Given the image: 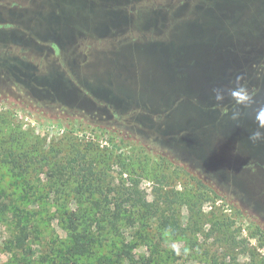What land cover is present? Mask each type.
<instances>
[{"label":"rangeland","instance_id":"rangeland-1","mask_svg":"<svg viewBox=\"0 0 264 264\" xmlns=\"http://www.w3.org/2000/svg\"><path fill=\"white\" fill-rule=\"evenodd\" d=\"M49 1L0 0V264L264 258V154L223 134L229 116L193 88L197 65L262 88L264 0H59V17ZM184 104L211 116L210 136L174 121ZM135 184L150 207L129 199ZM173 210L183 235L162 221Z\"/></svg>","mask_w":264,"mask_h":264},{"label":"water","instance_id":"water-1","mask_svg":"<svg viewBox=\"0 0 264 264\" xmlns=\"http://www.w3.org/2000/svg\"><path fill=\"white\" fill-rule=\"evenodd\" d=\"M226 67L227 65H225V68ZM202 71V67H198L197 65L193 74V88L196 89V92L201 93V95L203 96L201 97V99H214L212 89L215 87L231 88L234 85V78L230 80L228 77L224 78L222 77V74H220L216 80L212 81L206 76H203ZM221 71L222 70H220V72ZM255 98L259 104H264V79L262 80V88L257 93H255ZM184 105L185 106H183L182 109H179L174 113V121H183L182 119H184L185 115L184 122H192V125H195L194 128L196 127L197 131H199L203 135L210 136V132H212L211 129H205V127H203L201 123L205 121L206 118H211V116L207 115L203 111H197V109L191 104ZM228 116L229 122L221 126L223 134H234L238 136L239 140H242L244 137L249 145L254 146L255 149L259 151V153L264 154V142L253 143L249 140L250 134L258 127L257 123L255 122L252 109L242 110L239 121H233L231 119V113Z\"/></svg>","mask_w":264,"mask_h":264},{"label":"trees","instance_id":"trees-1","mask_svg":"<svg viewBox=\"0 0 264 264\" xmlns=\"http://www.w3.org/2000/svg\"><path fill=\"white\" fill-rule=\"evenodd\" d=\"M0 114L1 111H0ZM68 137H71V136H68ZM68 140H72L71 138H69ZM71 146L74 147L75 144L73 141H71ZM86 148L87 149H94L95 147L93 146V143L92 141H89L88 144L86 145ZM27 154V153H26ZM85 155H80L79 158H84ZM85 160V159H84ZM74 162H76V160H74ZM95 163L90 161L89 162V165L87 167V171L90 173V174H94L95 171H94V165ZM61 168V167H59ZM86 180V179H85ZM166 180V176L165 175H162V178L159 179V182L160 184H163V182ZM89 185L91 186V188H93V190L95 191V189L97 188V185H95L94 183L92 182H88ZM139 185L138 184H135V186L131 189H129V199L131 200H134V201H137L138 203H140L141 205H143L144 207H150L151 206V203H149L147 201V199L143 196V192L139 189L138 187ZM157 189V193L159 194L158 198L159 199H163L166 203H175L177 202L179 199H181V196H180V193L179 192H176V191H163V188L162 187H159V188H156ZM173 197V198H171ZM97 205H100L98 203H96ZM115 208L118 210L119 209V205H115ZM119 215H120V211H117L116 213H113L111 216H108L107 214H103V217L102 218H107L108 219V222H110L111 220L113 219H119ZM162 221L163 223L171 228H173V234L174 235H183L185 230L187 229V227H183L180 222H179V217L177 215V212L175 210H173L169 215H163L162 216ZM21 225V224H20ZM216 225H219V227H227L228 225H232V221H223V223H214V227ZM201 230L200 227H196L194 229H192L193 232L197 233ZM262 233V231L260 229L257 230V233ZM212 232H208L207 233V237H209L211 235ZM27 236H28V231H27V227L26 225L22 226L21 225V235L19 238H17V241H16V246L18 248H23V246L25 245L26 241H27ZM86 238L87 236L84 235V234H80L79 235H75V239L76 241L79 243V246L77 248V254L79 255H85L86 252H88L89 247L87 245V243L85 244H80L81 243V240L82 238ZM94 240V239H93ZM92 240V241H93ZM237 242L238 244L241 242V241H235ZM92 244V242H91ZM89 244V245H91ZM257 262V263H256ZM150 264V263H149ZM253 264H264V258H261V259H257L255 260V263Z\"/></svg>","mask_w":264,"mask_h":264},{"label":"clouds","instance_id":"clouds-1","mask_svg":"<svg viewBox=\"0 0 264 264\" xmlns=\"http://www.w3.org/2000/svg\"><path fill=\"white\" fill-rule=\"evenodd\" d=\"M212 92L217 102L216 106L221 109V114L229 115L231 113L233 121L240 120L242 110L252 109L258 127L250 134L249 140L253 143L264 142V104H259L256 101L255 93L243 83L242 76L236 77L233 87H215ZM228 97L233 101L231 108L224 104Z\"/></svg>","mask_w":264,"mask_h":264},{"label":"flooded vegetation","instance_id":"flooded-vegetation-1","mask_svg":"<svg viewBox=\"0 0 264 264\" xmlns=\"http://www.w3.org/2000/svg\"><path fill=\"white\" fill-rule=\"evenodd\" d=\"M52 10L56 14V17H59L61 14H64V9L60 7V1L59 0H51L47 3ZM66 7H74L72 4H68ZM91 8V7H90ZM56 9V10H55ZM69 9V8H68ZM66 13V12H65ZM158 20V19H157ZM156 20V21H157Z\"/></svg>","mask_w":264,"mask_h":264},{"label":"built area","instance_id":"built-area-1","mask_svg":"<svg viewBox=\"0 0 264 264\" xmlns=\"http://www.w3.org/2000/svg\"><path fill=\"white\" fill-rule=\"evenodd\" d=\"M18 116H19L20 118H24V120H26V121H30V117L27 116V115H23L21 112L18 113Z\"/></svg>","mask_w":264,"mask_h":264}]
</instances>
